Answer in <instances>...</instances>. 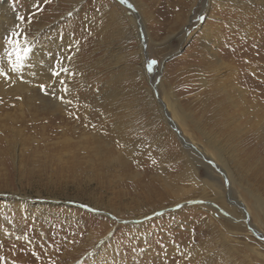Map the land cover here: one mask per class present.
<instances>
[{"label":"rangeland","instance_id":"374dc122","mask_svg":"<svg viewBox=\"0 0 264 264\" xmlns=\"http://www.w3.org/2000/svg\"><path fill=\"white\" fill-rule=\"evenodd\" d=\"M0 25V264H264V0H0Z\"/></svg>","mask_w":264,"mask_h":264},{"label":"snow or ice","instance_id":"6c2138e0","mask_svg":"<svg viewBox=\"0 0 264 264\" xmlns=\"http://www.w3.org/2000/svg\"><path fill=\"white\" fill-rule=\"evenodd\" d=\"M121 3H127V0H120ZM25 18L23 16L19 17L20 21H23ZM201 20L204 19L203 16L200 17ZM16 28L19 29V25H16ZM21 37H23V42L21 43ZM9 48L6 50V55L9 64L11 65V71L16 73L20 72L23 68L25 59L29 56V54L32 52V47L30 46L28 37L23 34V30L20 29L12 30L11 31V37L8 39ZM70 59V57H69ZM157 61L153 60L151 61V64H156ZM151 66V65H150ZM61 71L66 72L67 69H61ZM61 74L60 71H54L53 75L59 76ZM0 76H4L5 78L9 77V73L5 71V69L0 66ZM63 83V81H61ZM42 90L47 89V86L44 84H41L39 86ZM65 92L68 91L67 87L64 89ZM61 100H63V97H60ZM19 239V237H17Z\"/></svg>","mask_w":264,"mask_h":264},{"label":"bare ground","instance_id":"6f19581e","mask_svg":"<svg viewBox=\"0 0 264 264\" xmlns=\"http://www.w3.org/2000/svg\"><path fill=\"white\" fill-rule=\"evenodd\" d=\"M1 22H2V20H1ZM1 26V25H0ZM1 38V37H0ZM2 45V44H1ZM5 60V59H4ZM26 60V59H25ZM32 60V59H31ZM1 61H3V59L1 60ZM8 61V60H7ZM6 61V62H7ZM39 62V61H38ZM33 64V63H32ZM35 65V64H34ZM27 68H28V66H27ZM33 68V67H32ZM33 72V71H32ZM171 97V96H170ZM172 104L173 105H170V104H167L166 105V107H167V112L169 113V114H167V112H165V114H166V116H170V113H171V115H172V117H169L168 119H169V124L175 129H177V134L178 133H180L179 132V128H178V123H177V120H176V118H175V116L172 114L173 112H171V109L173 108V107H175V106H177L178 105V103H177V101L175 100V98L172 96ZM163 107V106H162ZM164 109H165V107H164ZM171 118V119H170ZM180 118V117H179ZM178 136H179V134H178ZM179 138L182 140V143L184 144V146H187V147H189V146H191V145H193L194 143L193 142H190V140H189V142L186 140V139H184L183 138V136H182V134L180 133V136H179ZM184 140V141H183ZM191 147H193L194 149H195V151H197L198 152V150H197V148H195L194 146H191ZM186 152V151H185ZM188 172V171H187ZM190 172V171H189ZM191 180L194 182L196 179H197V177H195V172H194V169L193 168H191ZM190 174H188V175H190ZM186 175H187V173H186Z\"/></svg>","mask_w":264,"mask_h":264},{"label":"water","instance_id":"95a60500","mask_svg":"<svg viewBox=\"0 0 264 264\" xmlns=\"http://www.w3.org/2000/svg\"><path fill=\"white\" fill-rule=\"evenodd\" d=\"M175 130L177 131L176 128H175ZM178 134H179V133H178ZM179 136H180V134H179ZM257 235L259 236V238L261 237V238H263V240H264V237L260 236L258 233H257Z\"/></svg>","mask_w":264,"mask_h":264}]
</instances>
